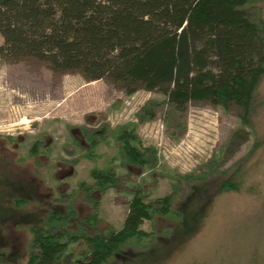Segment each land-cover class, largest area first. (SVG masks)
<instances>
[{"label": "rangeland", "instance_id": "rangeland-1", "mask_svg": "<svg viewBox=\"0 0 264 264\" xmlns=\"http://www.w3.org/2000/svg\"><path fill=\"white\" fill-rule=\"evenodd\" d=\"M247 9L264 22V0ZM167 100L0 57V264H29L36 225L62 232L61 264H71L89 250L86 235L123 226L136 185L147 200L176 190V214L146 220L155 237L124 246L112 264H264V77L249 124L235 104L178 111ZM151 105L155 116L141 120ZM124 127L154 147L157 164L117 161L120 184L103 192L92 170L115 161ZM227 179L239 187L223 190Z\"/></svg>", "mask_w": 264, "mask_h": 264}, {"label": "trees", "instance_id": "trees-1", "mask_svg": "<svg viewBox=\"0 0 264 264\" xmlns=\"http://www.w3.org/2000/svg\"><path fill=\"white\" fill-rule=\"evenodd\" d=\"M249 2L0 0V57L9 62L35 58L55 72L104 79L128 94L140 87L161 91L178 111H185L191 101L235 104L249 124L264 77V22L251 17ZM153 106L144 108L141 120L155 116ZM91 140L97 144L95 136ZM115 140L118 159L92 170L103 192L119 186V165L157 164V151L144 146L134 128L124 127ZM238 187L229 179L222 185L223 190ZM145 195L136 185L123 226L106 235H86L89 250L71 264H112L132 241L153 239L144 222L158 213L175 215L177 192L154 200ZM32 233L29 264H61L69 243L62 240V232L36 225Z\"/></svg>", "mask_w": 264, "mask_h": 264}]
</instances>
